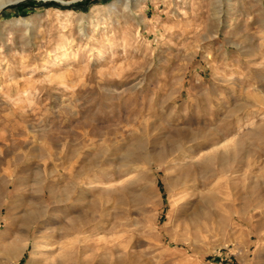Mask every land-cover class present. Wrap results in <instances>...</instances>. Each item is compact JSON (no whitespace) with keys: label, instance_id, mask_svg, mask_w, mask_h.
Masks as SVG:
<instances>
[{"label":"rangeland","instance_id":"1","mask_svg":"<svg viewBox=\"0 0 264 264\" xmlns=\"http://www.w3.org/2000/svg\"><path fill=\"white\" fill-rule=\"evenodd\" d=\"M214 137L228 147L218 151ZM15 166L20 190L12 204L6 189L0 208V264H28L33 251L34 264H59L61 247L82 251L78 264H264V0L4 8L0 182ZM39 181L47 196L70 186L76 204L88 193L98 213L81 235L61 239L53 234L63 212L51 205L55 221L33 228L29 248L7 260V212L32 201Z\"/></svg>","mask_w":264,"mask_h":264},{"label":"bare ground","instance_id":"2","mask_svg":"<svg viewBox=\"0 0 264 264\" xmlns=\"http://www.w3.org/2000/svg\"><path fill=\"white\" fill-rule=\"evenodd\" d=\"M21 0H7L6 2L1 3L0 2V11L3 10L4 8L8 7L9 5L12 4H16L19 3ZM240 120V119H239ZM195 136V135H194ZM224 137V136H223ZM196 138V136H195ZM194 138V139H195ZM204 138V136L202 137ZM226 138V136H225ZM216 139L217 141H215L216 143H214L216 145V148H225L228 147L229 142H225L223 145H220L222 140H220V137L218 138H212V140ZM235 139V138H234ZM211 140V138H210ZM234 141V140H233ZM209 144V140L204 139V142H202L203 146H207ZM170 145L172 147V149L175 150H179L180 149V145L177 142H170ZM199 145V144H197ZM201 145V146H202ZM202 148V147H201ZM215 148V149H216ZM219 151V149H218ZM145 152V151H144ZM117 155V154H116ZM131 155V154H130ZM142 159L144 160V162L146 161L150 163V167L152 168V166H156L157 169H159L161 167V160L158 157H154L151 156L149 154H142ZM53 156H56V158H60V160L65 161L68 157H69V151L66 154H63V151L58 150L55 154H53ZM106 158V157H105ZM133 159V160H132ZM131 161L132 163L139 161L138 158H132ZM140 159V158H139ZM59 160V161H60ZM99 159L97 160L95 158V160L93 159L91 161V164L89 167L84 166L83 170H81V172H79V175L81 176L83 173V175L85 174L86 171H91L92 167L94 165H98ZM21 164V163H20ZM19 164V166H20ZM65 164V163H63ZM84 165V164H83ZM14 166V165H13ZM57 166V165H56ZM65 166V165H64ZM61 166H57L56 167V171L59 172V170L61 168H59ZM74 168V167H73ZM21 168H18V166H15V168L11 171L8 172V174L4 177V179H2V181L0 182V208L4 205H6L8 203V192L6 191V189L9 191L11 188H14V193L11 196V201L10 203L13 204V202H15L14 200H16L17 196V192L18 190H20L19 188V180H20V173H21ZM100 169V168H99ZM69 170V169H68ZM45 171V170H44ZM67 172V170L65 171ZM74 173V172H73ZM77 173V172H76ZM119 173V172H118ZM117 172L115 173L116 175L118 174ZM39 174V173H37ZM71 174V173H70ZM82 175V177H83ZM88 175V174H87ZM91 175V174H90ZM107 175V174H106ZM121 175V174H120ZM49 176V175H48ZM72 176V175H71ZM74 176V175H73ZM119 176V174H118ZM3 177V176H2ZM39 177V176H38ZM41 177V176H40ZM85 177V176H84ZM83 177V178H84ZM115 177V176H114ZM86 178V177H85ZM84 178V179H85ZM88 178V177H87ZM108 178V177H107ZM45 179L47 180L48 177L46 176ZM74 179V178H73ZM45 180V181H46ZM78 180V179H77ZM73 183V182H72ZM38 190H37V195L35 196V198L32 201H28V198L22 199V202L17 205V207L12 208V206L10 207V211L7 212V217H6V227H5V231H4V237H3V244H2V254L5 256L4 258L7 260H15L18 261L19 258L23 255L24 251L26 249L29 248V244L27 240H31L30 239V232L33 228H36L37 230L39 228H42L44 225H49L52 224L53 221H55V218H53L50 214V206L54 205V206H58V210L60 212H63L62 215H57L56 218L58 219V223H60V226L58 225L57 228H55L57 231L53 234L54 237H60L61 239L63 238H68L69 236H71L72 234H80L81 231H83L85 228H87L88 224L93 221L92 215L97 212L99 210V206L98 203L96 202H91V201H87V196L88 193H83L81 192L80 194V198L83 201H85V203L83 202L82 204H76L75 202H71L69 201V194L72 191L70 186L68 187H60L58 189V195L57 197L51 196L46 194V189H45V184L44 181H39L38 184ZM238 185V184H237ZM263 185V184H262ZM41 186V187H40ZM43 186V187H42ZM188 189V188H187ZM190 189V188H189ZM88 190V189H87ZM103 192V191H101ZM48 193V192H47ZM34 194H36L34 192ZM100 195V194H99ZM116 199V198H115ZM114 199V200H115ZM78 200V199H77ZM249 201V200H248ZM78 203V202H77ZM116 203V202H115ZM207 203V202H205ZM11 204V205H12ZM211 204V203H210ZM16 205V204H15ZM199 205V203H198ZM208 205V204H207ZM105 206V205H104ZM201 206V205H200ZM209 206V205H208ZM14 207V205H13ZM198 207V206H197ZM203 207V206H202ZM184 208V207H183ZM181 208V209H183ZM14 209V210H13ZM102 209V208H101ZM204 209V208H203ZM54 210V209H53ZM185 210V209H184ZM205 210V209H204ZM78 211H81L80 214L76 215V216H72L73 214L77 213ZM2 212V210H1ZM0 212V215H1ZM183 212V211H182ZM196 212V211H195ZM215 212V211H214ZM212 212V214L214 213ZM98 213V212H97ZM199 213H200V209H199ZM96 214V213H95ZM103 214V213H102ZM105 214V213H104ZM103 214V215H104ZM108 214V213H107ZM206 214V213H205ZM210 214V213H209ZM186 215V214H185ZM197 215V214H196ZM214 215V214H213ZM216 215V214H215ZM214 215V216H215ZM188 216V215H187ZM211 216V215H210ZM204 214H203V218L204 219ZM187 218V217H186ZM209 218V217H208ZM56 219V221H57ZM206 219V218H205ZM235 219V217H234ZM198 220V219H197ZM209 220V219H208ZM230 220V218H229ZM204 221V220H203ZM228 221V220H227ZM217 223V222H216ZM190 226V225H189ZM51 230V229H50ZM24 231L27 233L26 235L24 234ZM43 230H41L42 233ZM40 232V231H39ZM37 233V231H36ZM51 233V231L49 232ZM45 235V234H44ZM81 235V234H80ZM37 236V235H36ZM37 238V237H36ZM35 238V239H36ZM46 238V236L44 237ZM79 238V237H78ZM43 240V239H41ZM45 240V239H44ZM49 240V239H48ZM47 240V241H48ZM39 241V240H38ZM38 241H36L34 244L35 246L39 243ZM38 242V243H37ZM37 243V244H36ZM45 243V242H44ZM87 243V242H86ZM33 244V245H34ZM60 244V242H59ZM81 244V243H80ZM88 244V243H87ZM86 244V245H87ZM45 245V244H44ZM67 245V244H66ZM34 246V249H35ZM39 246V245H38ZM37 246V247H38ZM48 246V245H46ZM52 246V245H51ZM62 246V245H61ZM78 246V245H77ZM41 247V246H40ZM65 247V246H63ZM69 247V246H68ZM42 249H44V247H41ZM38 247V249H41ZM51 247H49L50 249ZM54 248V247H53ZM52 248V249H53ZM71 248V247H70ZM69 248V249H70ZM75 248V247H74ZM80 248V247H79ZM78 248V249H79ZM87 248V247H86ZM83 248L84 251H86L87 249ZM37 249V248H36ZM47 249V248H45ZM113 249V248H112ZM48 250V249H47ZM51 250V249H50ZM61 247L60 251H61V255H62V261L58 262L59 264H78V261L76 260V258L78 259V255L77 254H81L82 251H70L69 250H64ZM116 250V249H115ZM36 251V250H35ZM41 251V250H39ZM38 251V252H39ZM59 251V250H58ZM83 251V252H84ZM44 252V251H41ZM56 252V251H55ZM32 257L29 260L28 264H34L35 260H34V251L31 252ZM57 254V253H56ZM55 255V254H54ZM58 255V254H57ZM43 256V255H42ZM53 256V254H52ZM51 256V257H52ZM56 256V255H55ZM46 257V256H45ZM47 258L50 259L49 256H47ZM45 260H48V259ZM57 258V257H56ZM42 259V258H41ZM53 258H51L52 260ZM39 260V259H38ZM49 261V260H48ZM41 262V261H40ZM47 262V261H46ZM53 262V261H52ZM100 262V261H99ZM43 263V261H42ZM45 263V262H44ZM57 263V262H56ZM53 263V264H56ZM3 264V263H2ZM8 264V263H7ZM48 264V263H47ZM91 264V263H90Z\"/></svg>","mask_w":264,"mask_h":264}]
</instances>
